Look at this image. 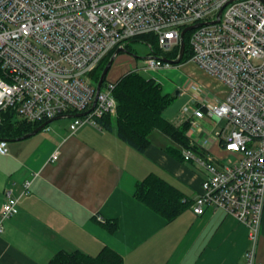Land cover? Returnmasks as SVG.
Here are the masks:
<instances>
[{"label": "built area", "instance_id": "built-area-1", "mask_svg": "<svg viewBox=\"0 0 264 264\" xmlns=\"http://www.w3.org/2000/svg\"><path fill=\"white\" fill-rule=\"evenodd\" d=\"M194 25L199 26L187 32V62L218 80L226 95L214 100L205 93L199 107H186L171 120H190L191 130L196 120L225 121L217 133L221 159L182 149L185 162L206 175L192 210L198 216L223 210L245 224L252 244L248 264H256L264 211V0H0V122L7 110L32 123L88 112L72 118L70 130H101L100 118L115 116L117 102L116 81L107 80L96 95L90 77L99 63L147 34L157 36L164 52H179L182 31ZM164 57L149 54L145 70L178 66ZM0 154H8L5 139ZM30 186L24 182V195ZM5 193L0 236L4 222L18 213L19 199L11 190Z\"/></svg>", "mask_w": 264, "mask_h": 264}, {"label": "crops", "instance_id": "crops-1", "mask_svg": "<svg viewBox=\"0 0 264 264\" xmlns=\"http://www.w3.org/2000/svg\"><path fill=\"white\" fill-rule=\"evenodd\" d=\"M131 71L122 62L110 79L117 81ZM146 76L159 82L165 94L189 95L186 107H199L205 93L214 100L226 95L218 80L191 62ZM178 110L166 111V118H177L183 109ZM214 120H196L198 126L190 127L188 136L205 156L221 159L225 152L217 133L225 121ZM150 139L151 145L140 153L114 131L85 125L72 132L50 124L20 143H8L9 155L0 157V212L6 190L19 202L18 213L4 222L0 264H50L60 251L96 256L105 246L121 254L125 264H248L252 244L245 224L223 210L202 216L192 210L205 172L197 173L189 167L192 163L168 154L176 144L160 131ZM55 152L58 158L52 161ZM151 173L192 201L172 222L134 197L137 182ZM27 180L30 193L24 195ZM99 218L116 221L118 230L110 233ZM256 244L255 263L264 264V211Z\"/></svg>", "mask_w": 264, "mask_h": 264}, {"label": "trees", "instance_id": "trees-1", "mask_svg": "<svg viewBox=\"0 0 264 264\" xmlns=\"http://www.w3.org/2000/svg\"><path fill=\"white\" fill-rule=\"evenodd\" d=\"M189 37L190 34L186 33L184 37L185 54L181 63L187 62L192 56L189 51ZM131 41L146 42L150 48V54H162L167 58H176L178 54V48L172 52H164L159 46L157 36L154 35H141ZM127 49H129V44ZM112 55L113 53L102 60L91 74L90 78H92L93 85L98 83L99 76H101ZM106 81L105 79L104 84ZM113 90L117 102L116 115L113 117L105 115L100 118L99 122L102 129L114 131L119 139L140 153L146 152L151 145L150 135L157 130L176 144V147H171L167 151L168 154L178 158L181 163L185 162L181 154L182 149H191L194 153L205 156L190 141L188 136L191 126L190 120L176 125L166 118L165 112L173 105L176 96L165 94L162 85L154 78H149L138 71H131L115 82ZM44 122L46 121L32 123L20 120L14 110H7L1 113L0 138L5 140L17 139L32 132ZM134 197L168 222L177 219L190 208L192 203L177 187L154 173L137 182ZM98 222L110 233H115L118 230L116 221ZM50 264L125 263L121 254L113 248L105 246L96 256H90L80 251L71 253L60 251L52 257Z\"/></svg>", "mask_w": 264, "mask_h": 264}, {"label": "rangeland", "instance_id": "rangeland-1", "mask_svg": "<svg viewBox=\"0 0 264 264\" xmlns=\"http://www.w3.org/2000/svg\"><path fill=\"white\" fill-rule=\"evenodd\" d=\"M128 53H120L117 57L116 60L112 66V68L110 69L106 80H111V72L113 71V68L115 66H119L120 68H122V62H123V66L127 67V68H132L133 70H137L139 73L143 74V75H147L148 71L145 70V58L149 56L150 54V48L148 46V44L146 42L143 41H131L129 43V49H127ZM130 53V54H129ZM165 73V71H163ZM162 71L160 73H163ZM188 78H186L187 80ZM179 91H181L179 89ZM182 93V92H181ZM211 95V94H210ZM190 101V96L189 95H183L180 94V96H178L175 100V102L173 103V105L167 110V112H169L171 109H173L175 112L179 111V109H184L187 105V103H189ZM72 121L71 118H67V119H60L57 121H54L51 123L52 124H58L59 126L63 127V128H70V122ZM191 127V126H190ZM100 130V129H99ZM104 130V129H101ZM24 141V140H22ZM21 141H14V142H8L9 145L10 144H14V143H20ZM9 155V153H8ZM6 155V156H8ZM1 156H5V155H1ZM186 163H190V162H186ZM4 167L6 168V170L8 169L7 166ZM4 167H2L4 169ZM191 169H193L194 171H196L197 173H201V169L199 167H197L196 165L192 164L189 166Z\"/></svg>", "mask_w": 264, "mask_h": 264}, {"label": "water", "instance_id": "water-1", "mask_svg": "<svg viewBox=\"0 0 264 264\" xmlns=\"http://www.w3.org/2000/svg\"><path fill=\"white\" fill-rule=\"evenodd\" d=\"M201 25V24H199ZM199 25H194V26H190V27H187L185 28L183 31H182V34H181V39H180V47H179V52H178V56L175 58V59H170V58H167V57H164L163 58V61L167 62V63H170L172 65H179L181 64V60H183L184 58V54H185V41H184V37H185V34L190 30L194 29V28H197ZM120 53H128V51L126 49H118L116 50V52L112 55V57L109 59L108 63H106L107 65L105 66L100 79L97 83V87H96V95L99 94L103 84H104V81L110 71V69L112 68L115 60H116V57L120 54ZM130 54V53H129ZM147 58V57H146ZM145 58V59H146ZM96 101H97V98H95L94 100V104H93V107L95 106L96 104ZM88 112H85V113H81V114H65V115H61V116H57L55 118H52L50 120L47 119L46 122H44L43 124H41L40 126H38L35 130H33L32 132L30 133H27L17 139H12V140H7L8 142H14V141H22V140H25V139H28L32 136H34V134H37V132H40L42 131L43 129H45L48 125H50L52 122L54 121H57V120H60V119H67V118H74V117H79V116H83V115H87ZM2 138H0L1 140Z\"/></svg>", "mask_w": 264, "mask_h": 264}, {"label": "snow or ice", "instance_id": "snow-or-ice-1", "mask_svg": "<svg viewBox=\"0 0 264 264\" xmlns=\"http://www.w3.org/2000/svg\"><path fill=\"white\" fill-rule=\"evenodd\" d=\"M131 6V5H130ZM233 147H235L234 145H233Z\"/></svg>", "mask_w": 264, "mask_h": 264}]
</instances>
